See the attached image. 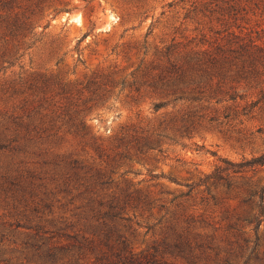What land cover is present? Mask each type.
Instances as JSON below:
<instances>
[{
	"label": "rangeland",
	"instance_id": "rangeland-1",
	"mask_svg": "<svg viewBox=\"0 0 264 264\" xmlns=\"http://www.w3.org/2000/svg\"><path fill=\"white\" fill-rule=\"evenodd\" d=\"M41 2L0 50L2 258L91 264L130 246L264 264V166L244 164L264 155V104L232 100L229 67L198 49L219 23L191 0Z\"/></svg>",
	"mask_w": 264,
	"mask_h": 264
},
{
	"label": "trees",
	"instance_id": "trees-1",
	"mask_svg": "<svg viewBox=\"0 0 264 264\" xmlns=\"http://www.w3.org/2000/svg\"><path fill=\"white\" fill-rule=\"evenodd\" d=\"M3 3L13 4L14 7L10 11L0 12V50L12 53L14 51V46L10 47L12 39H9L4 30L11 27L22 29L30 27L36 17L33 9L39 7L42 2L3 0ZM189 13L194 17L200 15L208 18L211 23L216 20L221 27L218 30L211 29L208 33L202 30L204 41L201 46L198 45V49H202V53L214 64L221 62V65H224L223 69L229 67V70L222 73L225 80L222 79L219 84L236 82L239 93L231 99H257V105L264 104V0H191ZM3 25L5 26L2 27ZM195 51L197 50L191 52ZM6 62L12 63V60L5 61L1 56L0 66ZM80 122L86 127L83 117L80 118ZM244 164L246 169L264 166V155ZM2 226L0 223V228ZM3 246V240L0 239V264H12L11 261L2 258ZM50 251L55 253L53 250ZM91 264L171 263L155 253L137 254L129 246L116 255L96 258Z\"/></svg>",
	"mask_w": 264,
	"mask_h": 264
}]
</instances>
